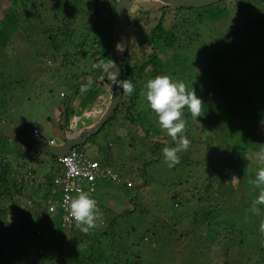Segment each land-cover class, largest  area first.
<instances>
[{
    "label": "trees",
    "instance_id": "obj_1",
    "mask_svg": "<svg viewBox=\"0 0 264 264\" xmlns=\"http://www.w3.org/2000/svg\"><path fill=\"white\" fill-rule=\"evenodd\" d=\"M2 1L7 2L4 7L1 6ZM79 1L69 0L66 3H70L72 8L63 11V6L58 1L0 0V44H5L11 33L22 34L25 31L22 19L26 14L32 13L37 33L44 45L58 56L54 58L56 67H72L76 71L71 73L73 81L68 87L69 91L83 78L69 98L65 122L72 120L74 116L80 119L84 116L86 107V117L92 116L94 124L112 99L115 83L108 75L96 82L88 81L87 77L99 78L104 71L103 65L109 63L117 0H83V11L77 8L76 3ZM132 2L134 10H128L126 17L129 43L122 58L121 83L131 81L134 91L129 95L122 88L116 107L97 132L114 119H119L122 127H126L124 132L121 131L122 134L116 135L119 138H129L133 131H139L144 138H149L152 151L161 145L176 146L180 134L173 141L166 130L161 129L156 114L146 101L144 86L148 79L167 74L174 80L182 81L189 89L192 87L200 97L202 106L200 115L195 119L187 108L183 110V135L190 143L186 150L178 153V164L182 167L200 166L202 176L198 179L197 186L205 194L197 199L204 202L212 198L213 184L218 182L217 177L224 175L222 171L225 168H232L236 164L239 171H244L249 168V160L252 158L258 163L256 154L260 145L264 144V0H219L200 7H173L157 0ZM46 4L49 5L46 7ZM57 9L61 12H55ZM211 23L220 26L215 28L213 38L208 41L204 39L203 32L210 28ZM233 30L238 32L239 41H243L241 49L247 54L245 65L228 62L230 42L225 43L224 40H227ZM250 54H253L252 58L248 57ZM49 60L48 62L47 59L46 64H53V60ZM12 81L19 84L20 79ZM8 87L9 82H1L0 111L5 116L8 115L5 110H10L8 106L13 99V94L7 92ZM69 91L61 90L60 94L64 99L53 110L59 119ZM0 120L22 130L20 126L1 116ZM23 124L21 122V126ZM33 128L37 127H32L31 130ZM214 128L220 133L218 139L213 135L203 137ZM92 138L93 134L87 142ZM124 140L122 144L133 146L130 139V142ZM8 145L10 148H7ZM5 148L9 149L7 153ZM104 156L102 164H106L104 162L109 159L108 155ZM135 160L140 163L138 159ZM152 160L153 158L146 163L150 164ZM131 166L132 164L118 165L117 174L120 177L130 176ZM258 166L261 167L259 163ZM41 168L45 172L39 176L37 172ZM62 170L58 157L34 151L0 131V218L5 216L6 206L17 204L16 195L23 193L27 196L24 204L29 212L22 213L30 217V226L34 218L45 224L52 222L58 225L51 230L52 237L49 239L42 233L37 238L35 236V243L30 246L34 248L32 252H13L11 258L25 260L26 263L23 264H138L139 252H128L125 248L126 244L132 246V243L116 236L125 216L141 210L136 207L133 197H129L131 206L115 212L110 220L104 219L108 225L101 232L106 236L102 240L97 235L88 238L74 223L70 228L77 229L76 240L67 250L64 244L66 238L63 236L70 228L65 230L61 225V206L57 205L55 212L50 213L45 202L41 201L46 196L60 194L52 186L51 180ZM135 173L143 177V182L133 185L121 183L125 186L124 195L133 189L138 193L140 186L145 185L147 180L142 172ZM255 173L256 171L238 173L240 182L243 183L247 175L254 181ZM25 187H30L28 192L23 191ZM255 189L259 191L256 187ZM215 196L223 197L217 191ZM242 196L243 189L233 187L230 205H236ZM251 204L253 200L247 204L248 207ZM261 209L259 224L243 239L236 233L239 214L217 219V216L223 214L224 208L219 203L211 209L209 207V218H205L203 223L206 221L210 247L213 242L216 244L213 246L215 252L205 260L197 258V255H203V250L194 252L196 260H200L201 264H264V234L258 231L260 223L264 221V207ZM134 219L136 224L145 220L138 214ZM65 255H68V259ZM214 256L219 260H213L211 257ZM190 260L185 258V264H194V259Z\"/></svg>",
    "mask_w": 264,
    "mask_h": 264
},
{
    "label": "rangeland",
    "instance_id": "obj_2",
    "mask_svg": "<svg viewBox=\"0 0 264 264\" xmlns=\"http://www.w3.org/2000/svg\"><path fill=\"white\" fill-rule=\"evenodd\" d=\"M56 1L61 2L63 11L72 8L70 3H66L69 0H65V2L63 0H52L54 3ZM132 1L140 2L141 0ZM132 1L128 7L129 11L134 10V2ZM6 4V1H2L1 6L4 7ZM48 5L46 4V7ZM76 5L78 9L83 11L85 1L80 0ZM55 12H61V10L57 9ZM1 15L2 12H0ZM34 19L32 13L26 14L22 19V26L25 31L22 34L11 33L7 38V42L0 44V86L2 81L9 82L7 92L13 94V99L8 106L11 111L5 110L8 113L6 116L2 115L3 111H0V116L7 121H12L18 127L20 126L26 133H30L31 128L36 126L41 131L39 138L44 141H49L50 136H53L56 141H61L57 134H50L47 130V128L52 129L48 123V118L53 116L52 111L64 99L60 94L61 90L63 92L69 91L68 87L73 81L71 73L74 74L76 71L72 67H62V69L56 67V64H54L56 59L54 58L58 56L44 45L37 33ZM102 19L104 20V18ZM218 26L220 24L213 25L211 23L210 28H208L210 31L205 29L203 32L204 39L211 40L215 34V28ZM237 33L236 30H233L228 35L227 40H224L225 43L230 42L228 50L231 53L228 62L232 64L240 62L245 65L247 54L241 49L244 44L243 41H239L240 37ZM248 57L252 58L253 54ZM47 59L53 60V64L47 65ZM84 70L87 71L86 68ZM13 79H20L19 84L13 82ZM84 110L83 115L86 117V107ZM21 122L24 123L22 126ZM60 123L63 125L62 118ZM125 129L126 127H122L119 119H114L99 132L93 134V138L89 142L78 146L89 157L98 159L101 163L105 158L104 155H108L109 159H105L106 162L104 163L106 164L104 165H109L116 173L119 172L116 169L118 165L132 164L131 173H127L130 175L127 177L132 185L133 183L141 184L143 182V177L138 176V173L135 172H142L147 180H145V185L140 186L138 193L137 190L133 189L128 191L127 195H124L125 186L121 183L107 182L100 179H97L94 185L89 182L85 183L84 190L87 191L89 187H92V196L96 199L101 212L97 225L93 228L94 231L91 229L88 233H84L88 238L97 235V238L102 240L101 238L106 237L101 234L108 225L104 219L110 220L111 215L115 212H120L125 207L131 206L129 197H133L136 207L143 210L125 216L123 224L121 223L122 227L119 230L117 228L116 236L128 239L132 243V246L126 244L125 248L128 249V252H139L138 264H185V258L187 260L194 259V264H201V261L196 260L193 254L202 250L203 255H197V258L209 259V256L215 252L213 246H216V244L213 242V246L210 247L211 243L209 244V242L211 240H209L206 232V221L203 223V220L209 218L208 208L211 209L217 203L224 208L223 214L217 216V219L239 214L240 220H236V233L239 237L247 238L252 228L259 224L262 215L261 208L264 205L254 206L251 204V207L247 205L250 204L251 200L254 201L258 195L253 179L250 175H247L248 177H245L244 182L241 183L238 177V173L247 174V172L257 171L259 166L258 163H255V158L249 160L250 166L244 171H239L236 164L232 166L235 170L231 167L222 169L224 175L217 177L218 182L213 184L212 198L201 202L197 197L205 193L201 192V187L197 186L198 179L202 176L200 166L182 167L180 164H176L169 168L164 163L161 151L165 147L164 145L152 151L153 146H150L149 138H144L139 131H133L129 134V138L116 136L122 134L121 131L124 132ZM212 135L215 139H218L220 133L214 128L208 134H204L203 137L209 138ZM124 139L129 142L131 140L133 146L128 147L122 144ZM164 140L167 139L164 138ZM7 148H10V145ZM147 148L148 150H146ZM8 150L5 148L6 153ZM152 158L154 161L152 160L150 164H147L146 161H150ZM135 159H138L144 167ZM44 172L45 170L43 171V168H41L37 174L41 176ZM233 187H241L244 196L240 197V201L238 199L236 205L231 206L230 200H232ZM28 189L30 187H25L23 191L28 192ZM216 191L223 197L217 198L215 196ZM26 197L23 193L17 194V204L6 206L5 216L0 218V264L26 263L25 260L11 258L13 252H32L34 248L30 246L33 242L35 243V236L37 238L42 233L49 239L52 237L51 230L55 226L58 227L57 223L46 222L45 224L37 218H34L32 226H30V217L26 216L29 209L24 204L27 200ZM22 211H25L26 214H23ZM197 213L200 215H196ZM136 214L139 217L142 215L145 220L136 224L137 221L134 219ZM125 220L128 221V224ZM132 226L134 228H131ZM118 227H120V223ZM76 230L70 228V230L64 232L65 236L63 238H66L64 244L67 250H69V247L71 248L74 239L76 240ZM81 245L83 246V244ZM116 245L117 248L120 247L118 242H116ZM65 256L68 259V255ZM211 258L215 261L219 260L215 256Z\"/></svg>",
    "mask_w": 264,
    "mask_h": 264
},
{
    "label": "clouds",
    "instance_id": "obj_3",
    "mask_svg": "<svg viewBox=\"0 0 264 264\" xmlns=\"http://www.w3.org/2000/svg\"><path fill=\"white\" fill-rule=\"evenodd\" d=\"M116 48L118 51L123 50L121 44H117ZM49 61L50 60L48 59V62ZM114 68L115 65L112 63L103 65L105 73L109 70L113 71ZM80 79L83 80V78ZM144 87L146 90V101L148 102L150 109L156 114L157 122L161 129L166 130L167 134L173 141H176L177 134H180L179 143L176 146H165L161 150L163 153L164 163L167 167L171 168L179 163L180 158L178 153L186 150L190 143V141L183 135L185 128V120L182 118L183 110L187 108L192 117L195 119L200 115L202 102L192 87L189 89L182 81L174 80L167 74H159L148 79ZM122 88L124 92L129 95L134 91V85L131 81H124L122 83ZM35 137L39 138V136ZM46 142L49 144H56L54 140H52V142L51 140ZM78 146L71 148H77ZM77 149L84 152L88 156L84 150L79 148ZM95 160H97L101 166L109 167V165L102 164L98 159ZM256 160L261 167L257 169L255 179L253 181L255 187L259 190L256 199L253 201V205L259 206L264 205V144L260 145L256 154ZM94 184L95 182L93 185ZM91 188L92 187H89V190L87 191L80 190L76 196L68 198L67 200V210L70 213L71 218L75 221L76 228L84 233H88L91 229L96 227L98 219L101 215L100 209L97 206V201L92 196ZM258 231L261 234H264V221L260 223Z\"/></svg>",
    "mask_w": 264,
    "mask_h": 264
},
{
    "label": "water",
    "instance_id": "obj_4",
    "mask_svg": "<svg viewBox=\"0 0 264 264\" xmlns=\"http://www.w3.org/2000/svg\"><path fill=\"white\" fill-rule=\"evenodd\" d=\"M132 0H117L116 10H115V24L114 30L111 39V47L109 53V63L115 65L113 71L109 70L107 73L103 71L102 75L99 78L93 79L88 77L87 80L90 82L102 81L107 75L115 83V91L112 99L109 101L107 107L105 108L102 115L99 119L92 124L91 126L83 128L79 132H74L70 135H64L62 143L59 144H49L46 141L33 136L31 133H26L22 130H19L15 126L6 123L3 120H0V131L9 136L12 139L19 141L22 145L34 150L41 152L43 154L53 155L56 157H61L67 153V151L74 146L82 145L86 142L87 138L96 133L100 127L106 122L109 115L112 113L116 107L122 92V83H121V64L124 53L127 49L129 43V31L126 24V17L129 3ZM164 4L173 6V7H200L214 3L219 0H157ZM117 44H121L123 47L122 51H118L116 48ZM82 83V80L79 79L74 88L69 92L65 105L63 108L62 120L64 124L65 120V111L68 105L69 98L72 96L75 89Z\"/></svg>",
    "mask_w": 264,
    "mask_h": 264
},
{
    "label": "built area",
    "instance_id": "obj_5",
    "mask_svg": "<svg viewBox=\"0 0 264 264\" xmlns=\"http://www.w3.org/2000/svg\"><path fill=\"white\" fill-rule=\"evenodd\" d=\"M38 133L37 128L31 130L33 136H38ZM59 161L63 170L53 177L51 183L55 189L59 190L60 194L46 196L41 201L45 202L50 213L55 212L57 205L61 206V225L65 230L75 223L67 210V200L76 196L78 191L84 190L85 183L89 182L93 185L97 179H106L107 181L131 184L127 177H120L109 167L101 166L97 160L88 157L77 148L69 149L65 155L59 157Z\"/></svg>",
    "mask_w": 264,
    "mask_h": 264
},
{
    "label": "crops",
    "instance_id": "obj_6",
    "mask_svg": "<svg viewBox=\"0 0 264 264\" xmlns=\"http://www.w3.org/2000/svg\"><path fill=\"white\" fill-rule=\"evenodd\" d=\"M53 112L54 111H52L53 116L48 118V123H49V125H51L52 129L50 130L49 128H47V130L49 131L50 134H57L59 136V139L61 138V141H56V139L53 136H50L49 140H54V142L56 144L62 143L64 135H67V134L70 135V134H73L74 132H79L83 128L91 126L94 122L92 116L91 117L82 116L80 119H78L77 117L74 116V117H72V120H70L69 123L67 122V123L61 125L60 120L62 118V115H61V118L59 119L56 117V115H55L56 113L55 112L53 113ZM62 114H63V111H62ZM82 118H84V119H82ZM77 119H78V121H76ZM34 127H36V126H34ZM88 138L86 140V143L88 141Z\"/></svg>",
    "mask_w": 264,
    "mask_h": 264
}]
</instances>
